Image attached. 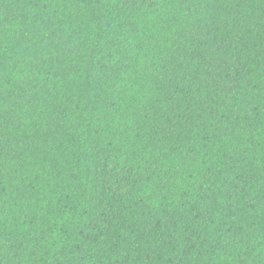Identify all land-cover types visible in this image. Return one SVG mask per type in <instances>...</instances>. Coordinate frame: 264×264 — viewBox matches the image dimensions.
I'll return each mask as SVG.
<instances>
[{
  "label": "trees",
  "instance_id": "obj_1",
  "mask_svg": "<svg viewBox=\"0 0 264 264\" xmlns=\"http://www.w3.org/2000/svg\"><path fill=\"white\" fill-rule=\"evenodd\" d=\"M0 264H264V0H0Z\"/></svg>",
  "mask_w": 264,
  "mask_h": 264
}]
</instances>
